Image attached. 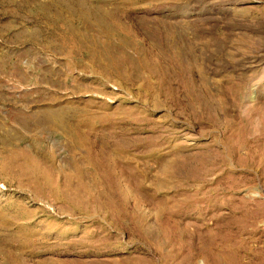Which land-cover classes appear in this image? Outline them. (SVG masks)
Returning a JSON list of instances; mask_svg holds the SVG:
<instances>
[{
    "label": "rangeland",
    "instance_id": "1",
    "mask_svg": "<svg viewBox=\"0 0 264 264\" xmlns=\"http://www.w3.org/2000/svg\"><path fill=\"white\" fill-rule=\"evenodd\" d=\"M0 264H264V0H0Z\"/></svg>",
    "mask_w": 264,
    "mask_h": 264
}]
</instances>
